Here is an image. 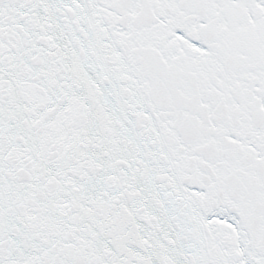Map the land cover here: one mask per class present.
Segmentation results:
<instances>
[{
  "label": "snow or ice",
  "instance_id": "6c2138e0",
  "mask_svg": "<svg viewBox=\"0 0 264 264\" xmlns=\"http://www.w3.org/2000/svg\"><path fill=\"white\" fill-rule=\"evenodd\" d=\"M0 264H264V0H0Z\"/></svg>",
  "mask_w": 264,
  "mask_h": 264
}]
</instances>
